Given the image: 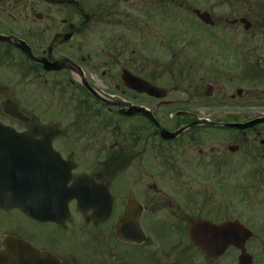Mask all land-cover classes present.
<instances>
[{
    "label": "flooded vegetation",
    "instance_id": "1",
    "mask_svg": "<svg viewBox=\"0 0 264 264\" xmlns=\"http://www.w3.org/2000/svg\"><path fill=\"white\" fill-rule=\"evenodd\" d=\"M109 1H113L111 6ZM120 1L0 0V35L8 38L0 39V264H31V246L57 257L61 264L73 263L80 257L61 251L59 244L67 242L65 234L75 229L67 231L74 211L88 222L92 219V212L78 210L76 198L69 204L71 218L62 225L39 222L28 215L30 193L23 194L21 203L14 192L18 179L22 191L27 182V162L16 160L25 148L10 146L15 140L5 136L15 132L9 134V130L23 133L48 125L54 126L55 132L56 127L62 130L53 137L52 148L73 165L71 183L83 177L80 191L86 200L97 197L103 201L107 190L110 192L114 200L113 232L134 200L142 210L141 225L148 236L144 244L157 241L163 230L166 235L189 240V228L196 220L221 224L219 195L224 198L222 205H231L234 199L229 188L218 187L227 169L216 168L215 130L228 131L232 135L230 143L240 148L244 143H258L264 151V123L245 131L212 125L211 120L212 108L241 110L250 103L247 97L254 98L255 105L264 106V89L248 96L239 88L215 103L208 87L211 60L224 63L218 70L223 76L239 78V63L244 59L250 60L256 71L253 82L261 87L264 42L263 50L253 46L250 58L249 53H236L239 43L229 39L226 53L203 58L204 79L198 83L193 78L200 69L194 63L196 58L147 57L146 47L130 50L120 41L124 38L110 32V26L127 17L113 16L112 7ZM237 3L242 12L264 9V0ZM100 24L105 30L108 27L106 33L96 28ZM96 30L100 33L92 35ZM97 41L105 43L90 49ZM153 47L155 53L157 47ZM153 87L157 94L149 92ZM6 103L16 104L24 120L9 115ZM203 110L208 111L207 116L199 115ZM230 121L246 119L232 116L219 122ZM186 127L176 138L165 139L161 133V129L177 132ZM34 139L42 142L48 138L37 135ZM40 147L47 156L44 166L48 169L51 146ZM240 148L230 153H238ZM237 170L231 174L234 190L243 194V201L253 199L250 193L255 192L254 186L247 183L250 176ZM260 171L259 182L264 185V168ZM44 192L47 199L43 203L57 204L55 188ZM51 226L62 236L48 234L45 227ZM128 244L139 249L143 246ZM10 246L19 250L18 261L7 257ZM233 249L238 259L240 250ZM216 260L225 264L224 256L211 261Z\"/></svg>",
    "mask_w": 264,
    "mask_h": 264
},
{
    "label": "rangeland",
    "instance_id": "2",
    "mask_svg": "<svg viewBox=\"0 0 264 264\" xmlns=\"http://www.w3.org/2000/svg\"><path fill=\"white\" fill-rule=\"evenodd\" d=\"M253 3L262 0H250ZM238 0H127L123 3L121 0L117 3V7H112L116 19L117 15L124 17L122 23L110 26V32L124 38L120 40L123 44H128L130 50L138 49L140 46L146 47L145 53L147 57L158 55L163 60L173 58H196L194 63L200 69L196 70L195 78L199 83L204 79L202 64L206 55L216 57L226 53V44L223 40L233 39L235 43H239L236 53H249L253 50V46L257 45L259 50H263L261 45L264 42V29L259 27V23H255L254 12H242ZM113 1H109L111 6ZM194 9L210 12L215 26H207L203 24ZM247 16L253 23L251 30H244L242 24L236 26L225 22L226 19L231 20L236 17ZM120 19V18H119ZM102 28L101 33H106L108 27L101 24L96 28ZM98 30L93 31L92 35L99 34ZM104 44L105 42H101ZM100 42L92 43L90 49H97ZM123 44H121L123 46ZM157 51L154 53V47ZM228 52V51H227ZM154 53V54H153ZM173 55V56H172ZM172 56V57H171ZM251 58V57H250ZM244 59V58H243ZM211 60V84L215 87L213 98L215 103L221 97H227L230 93H236L242 88L246 94L252 95L256 90L264 89V82L259 87L253 82L254 77L250 72L244 74L245 66L248 60H241L239 69V78H233L232 74L225 77L219 69L224 64L222 62H214ZM252 62V61H251ZM220 72V73H219ZM228 78V79H227ZM203 88V86H202ZM251 106L243 109L244 114L250 118L260 116L264 112V106L251 104L254 98L247 97ZM232 110L223 107H215L211 109V118L218 120L226 117V114ZM201 116L208 115L207 110L199 113ZM214 147L217 150L215 154L216 168L224 167L227 170L224 173L223 181L218 187H227L231 192L233 201L231 205L221 204L222 199L219 195L220 217L221 222L226 219L238 218L245 226L250 227L254 231V238L247 243L249 252L255 258L254 264H264V185L260 187L253 179V173L257 169L264 168V154L249 153V148L253 150L252 145L243 144L238 153H230L227 148L234 142L230 143L231 134L228 131L214 132ZM254 134L249 136L250 142H253ZM254 151V150H253ZM251 151V152H253ZM241 172L240 175L248 174V182L253 190L251 196L253 199L242 200L243 194L234 190L231 174L235 169ZM242 168L241 170H239ZM218 177V175H217ZM259 182V180H258ZM231 198V197H230ZM114 219L106 221L104 224L85 221L78 212H74L72 221L67 231L75 227V229L65 234L67 242L62 241L59 244L61 251L66 250L68 254H77L78 258L73 263L68 264H180V257H189L183 264H221L222 260L212 261L206 260L203 255L187 248L189 242L182 237L175 235H166L165 230L159 236L157 241H152L137 248L134 245L120 243L115 232H113ZM48 234L51 232L59 237L62 235L54 229V226L45 227ZM183 258V257H182ZM183 259H180L182 262ZM226 263H238L237 253L231 249L224 256Z\"/></svg>",
    "mask_w": 264,
    "mask_h": 264
},
{
    "label": "water",
    "instance_id": "3",
    "mask_svg": "<svg viewBox=\"0 0 264 264\" xmlns=\"http://www.w3.org/2000/svg\"><path fill=\"white\" fill-rule=\"evenodd\" d=\"M52 1V0H48ZM197 16L201 19V21L208 24H214V22L211 19L210 13L208 12H201L200 10H195ZM241 22L244 23V27L246 30H248L252 23L245 18L240 19ZM0 39L8 40V38L1 36ZM23 49V48H22ZM151 94H157V90L153 87L151 89H148ZM210 90V89H209ZM7 109V112L12 115L13 117H19L21 118V113L19 112L18 107L15 105L13 107H9L8 105L5 107ZM264 121V118L262 119H255L251 122L247 123H241V124H230L231 126L238 127V128H250L255 124L261 123ZM228 125V124H227ZM229 125V126H230ZM40 128H32L29 131H26L24 134L16 135L15 137H19L21 139H25V147L26 152L22 153V157L25 161H27V171H28V182L30 190L36 188V186H42L43 182L41 181V173L39 171V166L37 163L41 161V158L38 155V149L33 150L30 149V147H34L36 143L33 141V137H35L37 134H46L39 131ZM186 128L181 129L180 131H177V133H171L167 130H162L161 133L163 137L166 138H175L177 135L185 130ZM44 130V128H43ZM60 131H58L59 133ZM49 132H47L48 134ZM57 133V135H58ZM50 137L54 136L53 132L49 133ZM51 140L48 142L50 143ZM30 149V150H29ZM237 146H231L230 150L235 151L237 150ZM55 159L59 160L60 164V175H59V186H61V191L63 192L66 197L63 199L62 203V215H58L57 213H51V214H44V213H33L34 218L38 220L43 221H55L59 224H62L66 219L70 217L69 213V201L72 197L76 196L74 192H72L70 195L68 194L69 191H71L72 187L68 189L67 185L70 182V176H71V168L67 165L68 162L64 161L60 155V153H54ZM64 165H66V170L64 169ZM27 187L25 188L26 191ZM70 193V192H69ZM68 194V195H67ZM108 197V199H107ZM104 201H94L93 203H86V202H80L79 208H81L83 211H87L90 208L93 209V218L96 221H105L111 216V209L113 205L112 197L108 194V196ZM61 211V212H62ZM59 212V213H61ZM140 214L141 210L138 206L134 203V201H131L129 204V212L126 214V216L122 219H120L117 223L116 232H118V236L124 240V241H131V242H142L146 239L144 231H142L141 228V220H140ZM189 237L190 240H192L200 250H203L205 252L207 258H217L225 254V252L228 250L229 247L234 246L235 248L241 249V255L239 256L240 263L239 264H253V258L252 256L247 252L246 244L249 239L253 237V232L249 230L247 227L243 226L238 220L235 221H224V223L216 224L209 220H199L192 224L190 231H189ZM33 251L36 254V258L38 260L37 264L39 263V260L44 258V256L36 250L33 249ZM47 262L43 264H60L55 257L47 258Z\"/></svg>",
    "mask_w": 264,
    "mask_h": 264
},
{
    "label": "trees",
    "instance_id": "4",
    "mask_svg": "<svg viewBox=\"0 0 264 264\" xmlns=\"http://www.w3.org/2000/svg\"><path fill=\"white\" fill-rule=\"evenodd\" d=\"M254 20H261L264 22V10H258L254 13ZM264 25V24H263Z\"/></svg>",
    "mask_w": 264,
    "mask_h": 264
}]
</instances>
